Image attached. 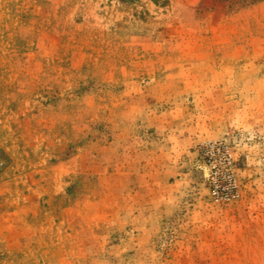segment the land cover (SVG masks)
<instances>
[{
    "label": "rangeland",
    "instance_id": "1",
    "mask_svg": "<svg viewBox=\"0 0 264 264\" xmlns=\"http://www.w3.org/2000/svg\"><path fill=\"white\" fill-rule=\"evenodd\" d=\"M0 264H264V0H0Z\"/></svg>",
    "mask_w": 264,
    "mask_h": 264
}]
</instances>
